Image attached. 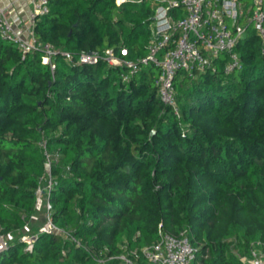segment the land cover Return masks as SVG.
Segmentation results:
<instances>
[{
    "label": "trees",
    "instance_id": "obj_1",
    "mask_svg": "<svg viewBox=\"0 0 264 264\" xmlns=\"http://www.w3.org/2000/svg\"><path fill=\"white\" fill-rule=\"evenodd\" d=\"M153 16L150 0H51L34 33L57 50L54 72L42 51L0 38V231L15 236L0 264H121L110 256L151 245L161 224L184 232L201 264H245L264 242L261 41L249 28L230 73L228 54L178 72L177 117L158 96V69L139 62ZM122 48L138 62L128 82L125 66L75 63ZM49 179L53 221L82 246L37 229L25 251L22 231Z\"/></svg>",
    "mask_w": 264,
    "mask_h": 264
},
{
    "label": "built area",
    "instance_id": "obj_2",
    "mask_svg": "<svg viewBox=\"0 0 264 264\" xmlns=\"http://www.w3.org/2000/svg\"><path fill=\"white\" fill-rule=\"evenodd\" d=\"M51 0H29L31 11L26 28L22 29V18L12 17L7 8L0 5V38L14 43L23 54L37 50L43 52L42 62L49 64L54 72L56 64L53 59L57 50L49 43H43L34 33V26L41 16L50 12ZM128 0H117V4ZM154 5L153 23L150 26V38L147 55L139 62L152 65L158 69L155 80L158 96L164 105L170 106L175 115L180 117V109L175 89V78L180 71L193 75L205 72L214 65V60L228 54L225 71L230 73L242 67L236 51L240 41L249 28L258 35L264 53V0H150ZM66 59L74 61V56L65 53ZM128 50L122 48L118 54L112 49L103 56L82 53L76 64L96 65L101 60L112 66H125L121 74L123 82L138 70V62L126 60ZM53 180L49 179L38 187L36 213H45L46 224L40 233L59 235L72 239L78 246L82 242L71 231L59 227L53 221V203L51 190ZM36 213L30 219H36ZM29 230V223L24 230ZM37 233L22 235L21 242L25 251H32L38 239ZM137 236H140L138 234ZM15 236L0 231V253L7 250ZM198 248L192 245L184 232L174 235L159 226L158 238L151 245L132 248L123 245L122 252L110 256L109 260L118 259L121 264H201L198 260ZM245 264H264V242L252 244L249 255L243 256ZM103 263L102 259L97 260Z\"/></svg>",
    "mask_w": 264,
    "mask_h": 264
},
{
    "label": "crops",
    "instance_id": "obj_3",
    "mask_svg": "<svg viewBox=\"0 0 264 264\" xmlns=\"http://www.w3.org/2000/svg\"><path fill=\"white\" fill-rule=\"evenodd\" d=\"M0 5L8 9L10 16H20L23 23L22 29L26 28L31 11L29 0H0Z\"/></svg>",
    "mask_w": 264,
    "mask_h": 264
},
{
    "label": "rangeland",
    "instance_id": "obj_4",
    "mask_svg": "<svg viewBox=\"0 0 264 264\" xmlns=\"http://www.w3.org/2000/svg\"><path fill=\"white\" fill-rule=\"evenodd\" d=\"M36 219H32L30 222H29V230H23V235H28V234H32V233H35V231L37 229H40L42 228V226L44 224H46V220H45V213L41 212V211H38L36 213ZM245 219H250V216H246ZM244 256H247V254H245Z\"/></svg>",
    "mask_w": 264,
    "mask_h": 264
}]
</instances>
